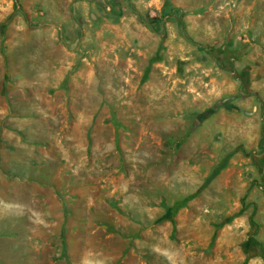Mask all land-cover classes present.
<instances>
[{
    "label": "rangeland",
    "instance_id": "obj_1",
    "mask_svg": "<svg viewBox=\"0 0 264 264\" xmlns=\"http://www.w3.org/2000/svg\"><path fill=\"white\" fill-rule=\"evenodd\" d=\"M0 264H264V0H0Z\"/></svg>",
    "mask_w": 264,
    "mask_h": 264
},
{
    "label": "trees",
    "instance_id": "obj_2",
    "mask_svg": "<svg viewBox=\"0 0 264 264\" xmlns=\"http://www.w3.org/2000/svg\"><path fill=\"white\" fill-rule=\"evenodd\" d=\"M185 13L183 11H181L178 8H173L172 6L168 5V3H165L162 11H161V17L162 18H173L176 17L178 22H179V26L182 27V19L184 17ZM226 166V161H224L223 163H221L219 166H217L212 173L207 177V179L204 181V183L201 185L200 189L205 188ZM192 198V196L187 197L184 201L180 202V203H176L173 206V210L176 211L178 209H180L181 207H183V205L188 202L190 199Z\"/></svg>",
    "mask_w": 264,
    "mask_h": 264
}]
</instances>
